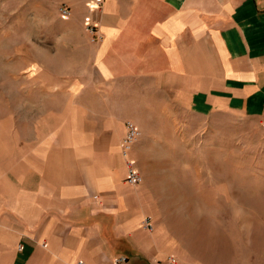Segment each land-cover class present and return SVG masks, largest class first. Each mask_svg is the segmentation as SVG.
Listing matches in <instances>:
<instances>
[{
  "label": "crops",
  "instance_id": "obj_1",
  "mask_svg": "<svg viewBox=\"0 0 264 264\" xmlns=\"http://www.w3.org/2000/svg\"><path fill=\"white\" fill-rule=\"evenodd\" d=\"M55 2L78 22L65 35L78 38L80 71L61 107L5 125L0 264H170L126 180L125 123L183 109L261 117L264 0ZM143 144L127 154L138 166Z\"/></svg>",
  "mask_w": 264,
  "mask_h": 264
},
{
  "label": "rangeland",
  "instance_id": "obj_2",
  "mask_svg": "<svg viewBox=\"0 0 264 264\" xmlns=\"http://www.w3.org/2000/svg\"><path fill=\"white\" fill-rule=\"evenodd\" d=\"M69 6L0 0V142L10 120L30 123L61 107L66 90L75 87L67 81L80 71V54L69 46L78 38L65 30L78 22L72 23ZM141 119L140 165L121 152L126 169L130 163L142 177L133 186L142 188L144 224L151 220L167 261L264 264L263 118L230 111L197 116L183 109L157 115L153 127ZM144 122L151 132L144 133Z\"/></svg>",
  "mask_w": 264,
  "mask_h": 264
},
{
  "label": "built area",
  "instance_id": "obj_3",
  "mask_svg": "<svg viewBox=\"0 0 264 264\" xmlns=\"http://www.w3.org/2000/svg\"><path fill=\"white\" fill-rule=\"evenodd\" d=\"M60 11L63 15H68L69 14V10L67 7H60ZM87 31L90 34H94L96 33V29L94 25H89L87 26ZM97 37V35H96ZM261 117L264 120V107L262 110V114ZM140 135V130L138 128V126L132 122V121H127L126 122V133L125 136L121 139V149L123 154H127L129 152V150L131 149V146L136 142V140L139 138ZM141 175L137 172V170L130 164L128 163V167H127V182L134 185L137 184L141 181ZM145 226L148 227L149 229L152 228L151 224L149 223V220L146 219L145 221ZM19 249H21V245H19L18 247ZM124 260V258H119L117 259V261H122ZM76 264H83L82 260H79L76 262Z\"/></svg>",
  "mask_w": 264,
  "mask_h": 264
}]
</instances>
